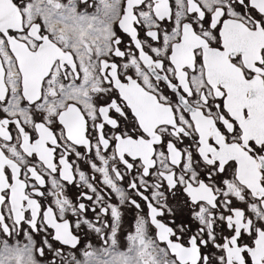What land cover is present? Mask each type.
<instances>
[{"label": "snow or ice", "instance_id": "snow-or-ice-1", "mask_svg": "<svg viewBox=\"0 0 264 264\" xmlns=\"http://www.w3.org/2000/svg\"><path fill=\"white\" fill-rule=\"evenodd\" d=\"M0 264H264V0H0Z\"/></svg>", "mask_w": 264, "mask_h": 264}, {"label": "rangeland", "instance_id": "rangeland-1", "mask_svg": "<svg viewBox=\"0 0 264 264\" xmlns=\"http://www.w3.org/2000/svg\"><path fill=\"white\" fill-rule=\"evenodd\" d=\"M132 214H128L125 219V225L124 228L127 230L130 226V221H131Z\"/></svg>", "mask_w": 264, "mask_h": 264}, {"label": "built area", "instance_id": "built-area-1", "mask_svg": "<svg viewBox=\"0 0 264 264\" xmlns=\"http://www.w3.org/2000/svg\"><path fill=\"white\" fill-rule=\"evenodd\" d=\"M132 220H133V215H132V217H131L130 225H131V223H132ZM129 227H130V226H129Z\"/></svg>", "mask_w": 264, "mask_h": 264}]
</instances>
